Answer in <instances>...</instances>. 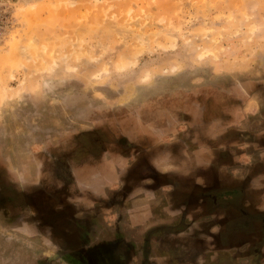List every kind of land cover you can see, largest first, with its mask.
Instances as JSON below:
<instances>
[{
	"label": "rangeland",
	"instance_id": "obj_1",
	"mask_svg": "<svg viewBox=\"0 0 264 264\" xmlns=\"http://www.w3.org/2000/svg\"><path fill=\"white\" fill-rule=\"evenodd\" d=\"M262 131L264 0H0V264H61V240L74 237L44 219L68 217L75 201L101 206L100 173L112 164L146 156L159 180L156 165L196 174L199 164L214 175L221 159L232 162L226 176L239 169L246 180L264 156ZM218 180L209 209L233 201L224 206L230 223L244 189L226 191ZM17 195L35 208L18 207ZM225 227L227 244L211 239L214 248L240 240L235 223ZM175 243L188 247L180 262L205 248Z\"/></svg>",
	"mask_w": 264,
	"mask_h": 264
},
{
	"label": "crops",
	"instance_id": "obj_2",
	"mask_svg": "<svg viewBox=\"0 0 264 264\" xmlns=\"http://www.w3.org/2000/svg\"><path fill=\"white\" fill-rule=\"evenodd\" d=\"M256 139L258 142L264 139V131L257 134ZM234 151L236 152V150ZM133 156V154L130 155V158ZM145 157L139 159L137 165L124 164L122 167H118L112 164L110 168H108L106 174L100 173V178L107 180V183H103L104 188L107 187L105 192H109V189L110 191L114 189L111 188L114 186L112 182L117 180V177L119 180H125L126 178H130V174H133V172L136 174L141 172L139 175H133L135 180H132L129 185H126L127 189L125 188L126 191L124 192L125 199L132 201L131 205L128 206V215L125 219L128 229L137 228L142 231L147 228L148 231L152 233V240L154 243H157V248L159 250H172L175 252L177 249H182L183 251L179 250L177 251L178 253L175 252L176 257L175 259L171 258V263L169 264H195L196 258H198V264H205L206 260L210 262L215 256L218 257V259L223 255L231 256V254L234 253L233 247L235 246H238V250L241 251V255L239 254V261L235 264H249L251 262L254 264H264V156L260 160L258 159L259 161L252 165V168H250L248 172H244L248 174L246 180L243 178L241 179L240 177L242 176H238L239 169H234L230 177L226 176L225 173L227 172L224 173L223 168H226V166H229L232 162H226V160L222 161L221 159L220 165L217 168L218 172L215 171L214 175L212 171V174L209 172V166L203 165V171L201 168L202 166L197 164V167L194 169L196 174L190 171L188 174H181L174 168L178 165H171L166 170H162V168L155 163L153 165H156L155 172L160 175L158 180V176L156 177L157 174L151 176L150 172H148L149 175H146L147 161ZM87 167L86 165V168ZM142 169L146 171L142 172ZM91 171L92 170H90V172ZM96 171L97 173L100 172L98 168ZM142 173L144 174L142 175ZM140 175H142L143 178ZM217 176L219 178L218 185L220 188L223 187L226 191L244 189L243 193H245L244 198L241 199L243 205H236V203H234L242 211H237L234 216L235 218L229 219L231 220L230 223H235L237 226L235 232L237 234L236 236H240V240L235 238L234 242L230 241L229 245H224L223 247L220 246L219 243H222V240L223 243L227 242V232L225 231L227 228L225 226L230 224L225 216V212L232 210V207L227 208L224 206L227 204L232 205L233 201L229 200V202H227L225 199L222 202H218L219 206L213 211H210L209 207L212 201L208 193L210 189L214 187V183H217L215 182ZM104 180H102V182H104ZM152 184L155 185L151 187ZM95 192L96 190H94V193ZM103 192L104 190H101L100 195L103 194ZM97 200L100 202L101 198H97ZM190 200L193 202L191 204L192 206L186 211L185 216H182L180 214V212H182L180 206H182L185 201L190 203ZM157 205L161 206L159 210L161 211L160 214L166 213L172 217L168 218L162 216V214L161 216L160 214H156L155 207H157ZM113 217L114 216H112V218ZM179 220H183L184 225L178 226L180 224ZM177 227L183 228L174 231ZM179 238L186 239L189 243L190 241L193 242V240L200 241L204 244L205 248L201 252L199 249L193 252L190 260L180 262L179 255L184 254L185 256L188 247L185 243H182L184 244L182 248H180L182 246L181 244L180 246L176 243V245L173 244L176 242V239L178 240ZM211 239L217 240L218 242L220 241L216 248L211 246L213 245L212 243H214ZM254 248H256V253L253 252L254 258L246 260L245 257L247 254L252 255V252L249 250ZM171 254L172 252L170 256ZM212 254H214V258L211 256ZM162 260L163 262L160 264H168L166 261L167 259ZM219 263H222L220 259Z\"/></svg>",
	"mask_w": 264,
	"mask_h": 264
},
{
	"label": "flooded vegetation",
	"instance_id": "obj_3",
	"mask_svg": "<svg viewBox=\"0 0 264 264\" xmlns=\"http://www.w3.org/2000/svg\"><path fill=\"white\" fill-rule=\"evenodd\" d=\"M93 137L85 138V136H82L81 139L84 141L92 140V146L100 145V138L98 136ZM124 141L117 140V143L123 147L128 146L129 144H126ZM125 150H130V152L135 151L132 148ZM137 154L136 152L134 156ZM132 165H135V163ZM146 175L149 174L147 173ZM131 181V177L119 180L118 187L107 192L106 197L103 198L104 201L101 203V206L105 205L104 208H99L101 206L85 208L82 206V203L75 201L74 206H71V209L69 208L68 210V217L65 218L66 213L62 210L56 214L58 216L54 214L51 215L53 218L44 219L43 222L48 224V226L52 222L51 220H53V222L57 223L56 226L59 228V232L63 234L70 232L69 235L74 237L72 243H68L66 239V241L61 240L63 242L59 246L61 252H63V256H60L59 259L61 264H160L163 262L162 259H167L168 264L171 263L170 253L173 251L159 250L157 243H154L152 240V233L147 228L141 231L133 228L128 229L127 227L125 219L128 215V206L131 205L132 201L125 199L124 192L127 189L126 185H129ZM1 194L3 195L2 191L0 192ZM90 197H94L92 193ZM15 198V204L18 207L27 208L28 210L35 208V205L32 204V197L24 195L18 197L17 195ZM20 198H23V202L17 201ZM85 198L87 199L88 197ZM80 199L83 200V197ZM91 199L94 201V198ZM160 207L159 205L155 207L156 214L158 215L161 212L159 211ZM112 216L114 217L112 218ZM162 216L165 215L162 214ZM55 229L50 228L52 232L56 231ZM237 247H233L234 253L231 256L223 255L219 258L222 263H219L218 257L215 256L217 262L213 261L214 264L237 263L239 261V254L241 255V251ZM245 258L246 260L253 259L254 253L252 252V255L247 254ZM45 264H52V262L46 260ZM249 264L254 263L251 262Z\"/></svg>",
	"mask_w": 264,
	"mask_h": 264
},
{
	"label": "bare ground",
	"instance_id": "obj_4",
	"mask_svg": "<svg viewBox=\"0 0 264 264\" xmlns=\"http://www.w3.org/2000/svg\"><path fill=\"white\" fill-rule=\"evenodd\" d=\"M32 47V44L28 45L27 48H31ZM34 49V48H32ZM135 61H132V62H128V63H123L121 65L118 66V70H123L125 69V67L128 65L129 67H134L135 66Z\"/></svg>",
	"mask_w": 264,
	"mask_h": 264
}]
</instances>
